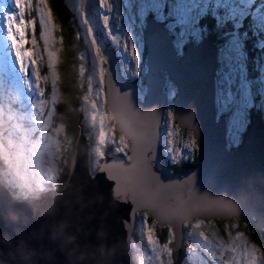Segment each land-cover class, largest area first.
Returning a JSON list of instances; mask_svg holds the SVG:
<instances>
[{
    "label": "water",
    "instance_id": "water-1",
    "mask_svg": "<svg viewBox=\"0 0 264 264\" xmlns=\"http://www.w3.org/2000/svg\"><path fill=\"white\" fill-rule=\"evenodd\" d=\"M81 9L89 16L91 0H81ZM109 59L112 73L104 79L106 108L114 117L117 133L125 137L127 157L109 151L95 167L92 135L81 124L62 191L23 200L0 177V264H137L132 239L141 213H147L158 228L171 226L176 264H191L185 225L196 219H237L264 230V199L255 198L243 182L244 177L264 170V122L253 119L245 145L227 158L223 179L212 183L203 176L206 159L216 151L222 135L213 122L215 43H205L194 66L166 64L157 73L152 94L146 93L144 100L138 96V86L123 78L117 56ZM165 76L179 84V95L172 102L181 131H193L185 119V106L194 102L198 110L195 136L200 151L196 166L182 173L171 170L163 152L162 125L170 101L164 92ZM158 144L162 166L149 175L143 153L150 166ZM109 169L137 196L134 226L125 222L119 187L104 178ZM257 190L264 192V187L258 185ZM231 256L226 255V260Z\"/></svg>",
    "mask_w": 264,
    "mask_h": 264
},
{
    "label": "snow or ice",
    "instance_id": "snow-or-ice-1",
    "mask_svg": "<svg viewBox=\"0 0 264 264\" xmlns=\"http://www.w3.org/2000/svg\"><path fill=\"white\" fill-rule=\"evenodd\" d=\"M2 2L3 0H0V3ZM11 2L16 11L9 13L6 9H0L8 42L3 53V60L0 62L2 63L0 71L5 72L17 85H22L28 93L33 94L36 98L33 104L45 115L48 111L55 113L54 108L48 107L46 90L42 87V84L46 85L49 80H51L53 94L57 87L55 71L58 62L57 54L49 48V37L51 31L55 29L52 10L48 6V0H35V7H33V0H11ZM255 2L256 0H125L128 23L126 27H122L121 5L119 3L114 5L110 0H97V7L100 10L99 20L102 21V26L100 24L98 30H94L87 18L81 14L82 24L86 27L83 40H89L92 45L91 50L94 52L92 65L98 72L100 82L103 83L105 76L112 73L110 67L112 60L109 56L116 54L123 59L124 71L128 78L138 82L148 95L152 94L157 83V73L166 64L189 62L194 66L199 51L205 43L208 41L215 43L217 68L213 80V122L221 129L222 135L216 151L207 157L203 169L204 178L212 183L224 178L225 169L228 166L227 158L240 152L245 145V137L248 136L249 129L253 127L254 113H258V118L264 122V101L257 103L258 98H264V87L254 93L255 78L250 77L249 71L250 61L252 66H255V57L250 56L249 42H253V48L264 50V11L260 8L253 11ZM260 2L264 4V0ZM32 12L39 16L40 35L45 44L43 54L39 51L35 38L37 21L35 18H26V14L30 15ZM114 12L115 15H113ZM209 16L213 22L211 28L202 23ZM257 37L259 40L256 39ZM77 39L81 40L79 32H77ZM100 41H103V47ZM219 41L222 42L216 43ZM8 48L11 50V57L8 55ZM45 54L49 75H42L40 71ZM79 60L80 75L83 76L85 55H81ZM259 78L264 84V66H261L259 70ZM165 83L170 89V96L179 95V84L171 76H165ZM2 88L3 85L0 84V89ZM91 91L89 87L88 93L90 94ZM85 100H90V95H85ZM51 103L55 105V98ZM90 108L94 113L90 118L93 127L97 121V113L100 114L99 144L105 145L110 139L116 145L115 151L126 155L125 137L121 135L117 143L114 120L107 117L106 113H100L95 101L90 103ZM106 119H109L107 127ZM185 119L193 131L188 133L189 141L184 145L183 150L181 151L171 140L167 141L163 147L167 160L173 165L182 163L185 158L191 160L192 154L200 151L198 139L195 136L198 110L194 102H189L185 106ZM99 155L101 159L105 158L103 152ZM142 163L149 175L155 174L154 170L162 166L159 144L154 149L151 165H148L145 153H143ZM104 178L109 180L113 187H119L121 191L119 203L125 205L127 212L125 222L134 226L137 215L135 192L124 187L110 169L105 173ZM198 178H200L199 173ZM243 182L253 192L255 198L259 196L264 199V192L257 190L258 185L264 187V170L259 174L254 172L244 177ZM142 220L147 242L154 246L156 244L153 238L155 221L149 224L146 213ZM168 230L175 239L171 226ZM200 236L207 245L208 238L205 233L201 232ZM229 250L235 252V248ZM247 250L248 247L245 245L244 251L247 252Z\"/></svg>",
    "mask_w": 264,
    "mask_h": 264
},
{
    "label": "rangeland",
    "instance_id": "rangeland-1",
    "mask_svg": "<svg viewBox=\"0 0 264 264\" xmlns=\"http://www.w3.org/2000/svg\"><path fill=\"white\" fill-rule=\"evenodd\" d=\"M71 13H73L76 22L81 29V42L86 48L78 50L79 57L85 55L86 60L84 61L85 72L84 75H80L81 63L79 60V70H78V81L84 85V95L83 102L86 112V121L91 133L96 135L95 146H93L92 154L95 167H98L99 160H101L99 153L103 152L105 155V149L109 145H114L111 140L105 144H99V113H97V121L95 122V127H93L91 122V115L94 114L90 108V103L95 101L100 109V113H106L107 117L114 120L111 113L108 112L106 89L104 82H100L98 72L93 69L92 62L94 61V52L91 50L92 45L89 40H83L86 32V27L82 24V15L86 17L89 24L94 30H98L100 24L102 26V21L99 20V9L97 7V0H91V14L86 16L81 10V0H65ZM114 5L119 3L121 5V19L120 24L122 27H126L128 21L126 17L128 16V11L126 8L125 0H110ZM257 3L252 7L255 11L257 8ZM264 5V4H263ZM49 6V4H48ZM33 7H35V0H33ZM264 7V6H263ZM51 9V7L49 6ZM0 9H6L9 13L16 11L14 4L11 0H3L0 3ZM115 15V12L113 13ZM26 18H35L37 24L39 25V16L32 12L30 15L26 14ZM202 21L204 24H208L207 20ZM212 21V20H211ZM53 23L55 29L51 31L49 40V48L55 51L57 54V65H56V78L57 87L55 94H53L51 88V80L42 87L46 90V96L49 101L48 107L54 108V112L48 111L47 115L43 111H40L36 105L33 104L35 101V96L27 92L22 85H17L16 82L11 79L5 72L0 71V84L3 88L0 89V158L5 161V169L2 171L3 177L8 187L12 189H18L19 195L24 200H30L29 190L32 188H37L39 191H45L50 185H54L55 182L62 176L64 167L66 165V129L64 126L60 125L56 120L58 105L61 100V89H60V74H59V64H60V54L62 52L63 44L62 40L59 38V27L55 24L54 18ZM116 23V21H112ZM211 26L210 24H208ZM40 27V25H39ZM40 31H36L35 38L38 42V49L43 54V49L45 47L44 40L41 38ZM31 38V34H30ZM7 40L5 29L3 27V17L0 16V62L3 60V53L7 47ZM101 47H103V41H100ZM256 50V48H254ZM253 50V53L257 52V56H260L262 62L258 65V60H255V66L249 67L250 77H254V88L253 91L256 93L259 88L264 87L259 78V70L261 66H264V50ZM9 57H11L10 48L7 49ZM251 53V54H253ZM117 56L119 61V67L121 74L124 79L135 83L139 89V98L144 100L146 97V91L142 90L141 85L138 82H133L127 76L124 71V62L121 57ZM78 57V58H79ZM257 58V57H256ZM14 66V65H13ZM2 67V63H0ZM42 75H49L47 70V56L44 55V64L40 69ZM17 76L19 73L17 72ZM105 79V78H104ZM91 81V84H89ZM91 87L92 91L89 94L88 89ZM170 89L165 85L164 92L169 96V103L166 105V112L164 117V122L162 125V145L164 147L165 143L169 140L172 141L181 151L189 141L190 132H183L177 126L174 119V105L173 100L177 97L169 95ZM85 95H90V100H85ZM99 97V99H97ZM55 98L56 103L53 105L51 102ZM264 101V98H258L257 103ZM81 112H84L82 109ZM80 113L81 123H85V118ZM82 123V124H83ZM106 127L109 124V119L105 120ZM114 126L115 121H114ZM171 132V136H169ZM90 133V134H91ZM92 135V134H91ZM110 135V134H109ZM93 143L94 137L92 135ZM116 140L119 141L116 131ZM117 155L126 156L128 155V148L126 149V155L124 153L116 152ZM167 156V154H166ZM194 153L192 154V157ZM103 160V159H102ZM187 158L183 162H188ZM176 164H180L179 162ZM182 173V172H181ZM27 193V195H26ZM145 213L140 214L139 224H138V235L140 242L144 243V246H140L132 241V248L134 258L137 264H149L153 261L154 264H173V248L171 243L174 242L172 236L169 234V243L163 244L161 242L160 235L162 232L156 226L153 225V238L156 240V244L149 245L147 242L146 232L144 228V222L142 217ZM147 214V213H146ZM148 223L151 224L152 221L150 216L147 214ZM199 225V227H197ZM164 228H168L166 226ZM188 247V256L192 264H264V252L262 249L256 245L245 231H240V227L237 224H225L223 230L220 228L217 222L214 220H201L196 219L192 223H187L185 225ZM203 232L208 238V243L205 245V241L201 238L200 233ZM239 237V238H238ZM219 242V243H218ZM222 245V246H221ZM247 245V252L244 251V247ZM192 248V249H191ZM235 248V252L229 249ZM253 248L255 250H253ZM187 249V248H186ZM170 251V254H169ZM232 254L231 261L227 262L225 260L226 255ZM163 257L166 258L164 263Z\"/></svg>",
    "mask_w": 264,
    "mask_h": 264
},
{
    "label": "trees",
    "instance_id": "trees-1",
    "mask_svg": "<svg viewBox=\"0 0 264 264\" xmlns=\"http://www.w3.org/2000/svg\"><path fill=\"white\" fill-rule=\"evenodd\" d=\"M258 1L260 2V0ZM259 2L257 5V8H260L262 11H264V7H263L264 5L260 4ZM48 4L51 7L54 22L59 27V38L62 40V44H63L62 52L60 54L61 60L59 64L60 89H61L62 97L58 105L57 116L55 120L60 125L64 126L66 129V141H67L66 142V165L64 167L62 176L57 180V182H55L54 185H50L44 192L39 191L37 188L31 187L30 188L31 191L29 190L28 196L29 198H32V199H38V198H41L42 196L50 197L62 191V188L65 185L66 180L68 178V173H69V168H70L69 166H70V163L74 155L77 139L79 137V132L81 129L80 126L83 123V122L81 123V120H80V113H82L83 118H85V123H83V127L85 128V131H88L89 133H91V130L88 127V124L86 121V112H85L84 102H83L84 85L78 81L79 54L77 51L80 49L86 48V46H84L83 43L77 39V32H79L81 36L82 31L79 28L73 13H71L68 6L66 5L65 0H48ZM207 22L210 25L213 23L211 21V18L208 19ZM211 26H209V28H211ZM37 30L38 32L40 31V27L38 24H37ZM256 39L259 40V37H257ZM220 42L222 41H219L216 43H220ZM252 43H253L252 41L249 42L250 56L255 57V60L257 59L258 60L257 62H259L258 65H261L262 62L259 59L260 56L259 57L257 56V52L253 53L254 52L253 50L255 49L252 47ZM251 66L252 64L250 61V69H251ZM252 78L254 77L252 76ZM82 109H84V112H81ZM257 115L259 114L254 113V117H256ZM91 134L94 137L93 146H95L94 144H95L96 135L94 133H91ZM117 136L120 137L121 134L117 133ZM113 150H115L114 146L109 145L105 149V152H109ZM196 157H197V153H194V156L188 162H182L180 164H175V165H173L172 163L168 161V166L175 173L183 172L190 167L196 166ZM101 161L102 159L99 160L98 163H101ZM4 162L5 161H3L0 158V177L2 178L4 183H7L2 174V171L5 169ZM8 188L11 190V192L16 197H20L19 195L23 194V193H20L18 189H12L11 187H8ZM214 221L218 223V225L220 226L222 230L225 224H237L240 227V231L241 230L245 231L246 234L249 236V238L252 240V242L258 245L264 252V230H259L254 225L246 221L237 220V219H232V220H227V221H219V220H214ZM159 230L162 232V234L160 235L161 242L163 244H168L170 241L168 228H161ZM133 242L139 244L140 246H144V243L140 242L137 231L133 239ZM171 246H173L172 243H171ZM186 248L188 251L187 246Z\"/></svg>",
    "mask_w": 264,
    "mask_h": 264
},
{
    "label": "flooded vegetation",
    "instance_id": "flooded-vegetation-1",
    "mask_svg": "<svg viewBox=\"0 0 264 264\" xmlns=\"http://www.w3.org/2000/svg\"><path fill=\"white\" fill-rule=\"evenodd\" d=\"M258 2H259V1L256 0L255 3H257V5H258ZM259 3L261 4V2H259ZM257 5H256V6H257ZM150 219H151V218H150ZM151 220H152V219H151ZM159 229H161V228H159ZM170 237H171V236H170ZM170 237H169V238H170ZM172 244H173V242H172ZM171 247L173 248V246H171ZM173 252H174V250H173ZM163 261H164V263L166 262V258H165V257H163ZM172 263H173V264H176L175 259H174V253H173V260H172ZM149 264H154V262H153V261H150Z\"/></svg>",
    "mask_w": 264,
    "mask_h": 264
},
{
    "label": "bare ground",
    "instance_id": "bare-ground-1",
    "mask_svg": "<svg viewBox=\"0 0 264 264\" xmlns=\"http://www.w3.org/2000/svg\"><path fill=\"white\" fill-rule=\"evenodd\" d=\"M54 7V6H53ZM192 249V248H191Z\"/></svg>",
    "mask_w": 264,
    "mask_h": 264
}]
</instances>
